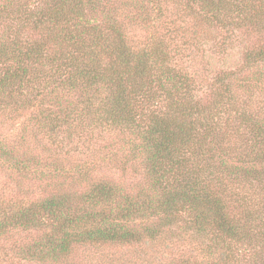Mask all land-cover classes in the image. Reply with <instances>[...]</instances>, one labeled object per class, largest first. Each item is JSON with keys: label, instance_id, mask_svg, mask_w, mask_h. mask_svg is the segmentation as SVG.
Instances as JSON below:
<instances>
[{"label": "rangeland", "instance_id": "374dc122", "mask_svg": "<svg viewBox=\"0 0 264 264\" xmlns=\"http://www.w3.org/2000/svg\"><path fill=\"white\" fill-rule=\"evenodd\" d=\"M56 1L15 0L14 13L19 14V18L13 23L9 18L3 19L8 7L0 0V37L2 31L18 28H21L20 35L26 37L37 22L42 29L36 34L33 32L34 36H28L30 40L23 46L39 45L42 53L54 55V58L59 53L58 59L47 65L43 61L26 64L28 80L23 87L15 80L12 89L0 92V264H238L239 257V264H264V229L260 227L261 232L248 233L249 228L259 224L255 221L264 223V181L234 174L241 166L243 153L252 156L253 151L255 154L263 152L264 156V147L260 152L254 147L255 141L264 137V67L257 79L252 72L244 70L243 56L248 52L244 39L246 33L250 35L247 27L234 29L232 37L223 29L220 33L216 23L192 13L197 3L193 2L194 7L187 6L191 0H150L146 19L131 18L133 0H120L124 2L119 9L123 34L130 41L131 50L141 54V63L147 67L146 80L139 81L147 88L139 92V88L144 87L125 81L107 82L106 77L93 85L86 80L79 82L80 86L73 91L89 100V107L82 110L85 114L82 128L75 129L69 117L65 119L63 111H55L57 107L45 97L47 89L53 88L61 77L66 81L72 71L70 66L77 56L73 53L72 43L81 29L77 25V15L64 17L54 28H48L50 30L40 27L49 26V20L42 17V7L46 2L56 6ZM206 1L209 5L218 4V0ZM253 5L256 10L262 9L264 1L255 0ZM80 16L86 20L85 25L103 29L100 22H94L88 6ZM252 38L257 37L253 35ZM40 55L37 52V56ZM163 56L169 61L164 62ZM7 65H0V77L16 66L12 59ZM108 67L102 66L103 70ZM229 71L236 74L234 78L245 82L231 77V85H223V76ZM174 72L186 74L187 81L184 79L183 85L171 81ZM84 87L87 88L82 89ZM18 88L21 90L17 91ZM121 90H124L122 95ZM134 97L141 103L132 101L127 108L125 102ZM72 101L75 103L76 97ZM190 105L196 116L187 126L194 128L185 126L184 129L191 132L187 137L191 138L189 143H196L188 151L192 160L189 165L202 168V179L213 186L210 198L209 195L206 198L213 201L220 198L226 221L236 222L240 232L245 231L246 235L231 238L215 227L213 213L211 219H196L192 209L181 211L179 222L172 225L163 223V214L149 217L146 225L154 224L155 233L139 242L118 246L72 242L68 251L57 250V254L51 256L50 248L58 243L61 235L56 229L57 223L62 221L64 214L58 219L49 217L43 213L42 205L56 193L68 195L72 201L70 205H80L79 196L87 190L83 180L86 177L84 167L90 168L88 178H105L124 190L147 187L149 179L142 161L132 160V148L125 143L126 137L139 139L153 117L173 109L183 112ZM48 106L51 109L49 116ZM125 108L128 115L122 110ZM130 114L134 116L131 122ZM114 115L118 119L126 117L119 120L121 123L113 124L111 118ZM211 124V136L207 134L203 146L199 147L201 138L207 133L206 125ZM52 125L55 129H51ZM257 131L263 135L255 136ZM61 141L65 150L75 147V153L67 155L69 158L63 154L65 151L56 148L57 144L49 146L51 142ZM224 146L229 147L222 150L220 147ZM210 151L216 154L215 158L210 157ZM106 152L120 156L126 169L119 160L108 163L104 157ZM51 156L65 168L64 177L55 174L51 177ZM226 159L229 161L227 167L233 168L234 172L221 186L216 179L221 174L225 176L226 167L219 166ZM260 162V159H252L243 169L256 170ZM173 167L169 163L160 166L162 171L170 170L167 184L190 177L188 168L176 171ZM259 177L261 174L257 175ZM220 239L232 241L233 253L229 254L227 262L222 259ZM40 246L45 253L36 251L32 256L31 252Z\"/></svg>", "mask_w": 264, "mask_h": 264}, {"label": "trees", "instance_id": "16d2710c", "mask_svg": "<svg viewBox=\"0 0 264 264\" xmlns=\"http://www.w3.org/2000/svg\"><path fill=\"white\" fill-rule=\"evenodd\" d=\"M254 1L255 0H218V4L209 5L206 0H191V4H187V6L194 7L193 2H196L197 6L194 7L196 10L190 12L198 16V18L208 19L210 22L216 23L219 32L222 33L221 29H223L226 34L229 33L230 37H232V31L234 29L247 27L246 31L249 32L250 35L246 33V39H244L248 51L243 56L246 65L244 70L247 69L246 72H252L254 74V79H257L262 75L261 69L264 67V7L256 10L253 5ZM263 1L264 0H262V3ZM2 2L8 7L3 19L9 18L14 23V20L16 21V19L19 18V14L16 15L14 13L15 0H2ZM121 3L124 4V2L120 0H57L55 3L56 6H51L50 3L46 2L42 7V13H44L42 17L49 20V26H40L46 28L44 30L54 28L58 21L69 15H77V25L81 28L79 34L74 38L72 43L73 53L77 54V56L75 55L74 57V62L71 63L70 66L72 71L69 73L66 81H64L63 77L59 78V80L56 81V85H54L53 88L47 89V94H45L48 101L57 107L58 110L55 111H63L65 119L66 116H68L75 129L82 128L81 122L85 119V114L82 113V110L88 109L89 107V100L82 99L80 97L81 94L77 95L73 91L78 85L80 86L79 82L86 80L89 81V84L91 83L93 85L94 82H99L98 79L103 80L106 77L107 82L111 81L114 83L125 81L126 84H135L138 85V87H144L139 88V92H144L147 88L139 83L140 80H146L147 67L145 64L141 63V54H137V52L135 53L131 50L130 41H128L123 34V21L119 13ZM133 3L134 10L130 15L131 18L136 16L141 20L146 19V12H149V5L152 1L133 0ZM85 6L90 8L91 15L94 17V22H100L103 29L99 26L89 27V25H85L86 20L80 16L83 14ZM240 16L242 18H240ZM235 17L237 18L234 20ZM23 23H25V20ZM24 25H21V27ZM18 29H15V31L6 29L1 32L0 65H2V67L8 66L7 61L12 59L16 66H14L8 74H4L0 77V92L12 89V83L15 80L20 81L19 85H21V88L23 87L24 82L28 80V78L25 77L28 63L33 61L41 63L43 61V64L47 65L53 60H57L59 57V53H56L55 58L54 55H45L42 53L40 46H36V44L31 43L29 48L28 45L23 46L26 41L30 40L29 37L34 36L39 29H42L39 28L37 22H35L34 26L31 28L32 32L28 35L29 37H22L20 35L21 28ZM13 32H15V36L12 38L11 34ZM253 35L257 38H252ZM28 49L30 52H28ZM37 52L41 55L37 56ZM163 61L168 62V57L163 56ZM103 65H109V67L103 70ZM254 70H256L257 73H254ZM227 74V76H223L222 84L229 87L231 85L229 79H231V77L234 78L236 74L231 71L227 72ZM170 78L171 81L182 85L184 79L187 81V75L180 74L179 72H174V74L171 73ZM220 78H222V76ZM234 79L245 82L239 78ZM57 84H59V86ZM86 88L87 87H84L82 89ZM20 90V88L17 89V91ZM121 91L120 94L122 95L124 90ZM74 97H76L75 103L72 101ZM132 101L141 103L137 97H134L125 102L127 108ZM135 105L142 109L138 104ZM190 107L192 106L190 105L183 112L173 109L162 116L157 115L153 117L151 125H148L146 129L142 131L143 135H141L139 139H137V137H126L125 143L132 148V160L142 161L141 165L149 179L147 187L124 190L116 184H112L108 179L96 180L91 177L88 178V171L90 168L84 167L83 175H86V177H84L83 180L85 181L87 190L83 191V193L81 192L82 194L79 196L80 205H70L72 202L71 198L64 193L54 194L42 205L43 213L47 214L49 217L58 219L61 214H64L62 221L57 223L58 227L56 229L61 235H59L57 239L58 243L50 248L51 256L56 253L57 250L60 252L68 251L72 242L77 244L95 242L96 244L105 246L108 244L118 246V244L139 242L145 236L150 235V237H153V233H155L156 229H154V224L146 225L149 217L163 214V223L166 222L168 225H172L179 222L180 218L178 215L181 211L192 209L195 212L194 217L196 219H211L213 213L215 218L213 219V223L215 227H217L221 233H225L231 238H237V236L240 238L246 235L247 232H240L239 226L235 224L236 222L234 223V221H232L228 223L226 221L223 212V203L220 198L214 201L206 198L207 195H209L210 198V192L213 186L202 179V168L191 164L189 165L192 160L189 159L190 154L188 151L192 144L195 145L196 143H189L188 140L191 138L187 137L191 135V132L184 129L185 126L186 128H194L193 125L187 126L188 122L192 121L194 116H196V113L193 112V109ZM127 108L122 110L128 115ZM49 110L51 109L48 106L47 116H49ZM124 117L118 119L114 115L111 118V122H113V124L121 123L119 120H123ZM133 118L134 116L130 114V122ZM53 126L54 125L51 126V129H55ZM211 126L212 124L206 125L207 133L201 138L199 147L203 146L207 134L211 136V132H213ZM137 131H139L138 126ZM258 135H263V133L257 131L255 136ZM54 142H51L49 146L53 147V145L55 146L57 144L56 148L60 151H65V153L63 152L64 155L67 156L75 153V147L65 150L62 141L55 144ZM228 147L229 146H224L220 148H222V150H227ZM254 147L255 151L257 150L260 152V149L264 147V137L256 140ZM48 151L54 156V152H51L52 150L50 148H48ZM210 152L211 156L208 154L206 155L215 158L216 154L213 151ZM199 153L201 154L200 151ZM106 154L107 156L104 157L107 159L108 163H113V160L116 159V161L119 160L120 165L122 164V168L126 169L127 165L120 156L113 152H106ZM262 154L263 152L255 154L253 151L252 156H250L249 154L243 153L242 155L244 158H240L241 166L236 172L233 171V168L229 169L227 167L226 164L229 162L227 159L222 160V164L219 167H226L225 169L227 171L225 176L221 174L216 179L218 182L217 184H221V186L224 185L225 178L232 172H234L235 176L237 174H240V177L243 176L246 178L248 176H254L255 179H262L264 181V156ZM58 155L61 154L58 153ZM52 156L50 160V168L52 169L51 177L54 174L64 177L66 174L64 172L65 168H63L60 163L55 162ZM67 157L69 158V156ZM252 159H260V167L253 171L249 168L243 169V166ZM163 163L172 164V166H174L173 169H177L176 171L188 168L191 172L190 177L188 179L185 177L176 179L174 182L176 184H167L166 182L171 174H169L170 170L162 171L160 169ZM77 165L82 166L84 164H76V166ZM165 174H167L166 179H163ZM258 174H261L262 177L257 178ZM57 176L56 178L59 179ZM214 194L217 195L215 192ZM262 218L264 222V212ZM255 222H258L260 226L257 223L258 225H256V227L258 228L255 226L254 228H249V234L252 232H261L260 227L264 229V223H260L258 220ZM239 232L241 234L240 236L238 234ZM220 240L222 242L220 248L223 250L222 259L227 262V259L229 260V254L233 253L232 241L225 239ZM36 251L45 253L43 246H40V248L34 249L31 255L35 256L34 253H36ZM237 262L238 264L241 262L240 257L237 259Z\"/></svg>", "mask_w": 264, "mask_h": 264}]
</instances>
